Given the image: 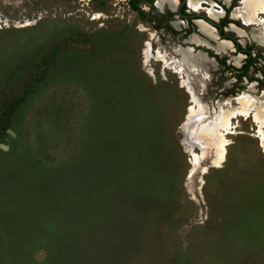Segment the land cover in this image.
Masks as SVG:
<instances>
[{"label": "rangeland", "instance_id": "rangeland-1", "mask_svg": "<svg viewBox=\"0 0 264 264\" xmlns=\"http://www.w3.org/2000/svg\"><path fill=\"white\" fill-rule=\"evenodd\" d=\"M129 1L0 0V264H264L260 26Z\"/></svg>", "mask_w": 264, "mask_h": 264}, {"label": "trees", "instance_id": "trees-1", "mask_svg": "<svg viewBox=\"0 0 264 264\" xmlns=\"http://www.w3.org/2000/svg\"><path fill=\"white\" fill-rule=\"evenodd\" d=\"M139 1H141V0H130L129 1V4H130L132 10H134V11L136 10V7L134 6V4L139 2ZM143 1H147V2L150 3L152 0H143ZM179 1L182 2V0H179ZM238 1H240V0H231L229 7H226L225 5H222L223 8H224V11H225V15L220 20L219 23L214 25L215 28L218 31V34H219L221 40L230 41L233 44L235 50L238 53L245 55V61H244L243 65L239 68V74L236 76V81H240L242 78H245L247 76V74H248L249 68L253 66L256 58L260 57L259 53H256L253 56L251 51H250V48L248 46L247 47H242V45L239 43V41L236 38L225 35L224 28L227 27L231 23V20L229 19L230 9L234 8L235 7V3L238 2ZM180 14L183 15L182 18L186 19L189 23L193 19H201V18H203V19L206 20L205 17H200L199 15H196V14L187 15L186 14V10H185V4H182V6L179 9V13H177V15H180ZM166 16L167 17H172L173 14L168 12ZM191 33H192V30H187V31H185L184 35L188 36ZM0 126H2V123H0ZM2 129H3V127L1 128V130Z\"/></svg>", "mask_w": 264, "mask_h": 264}, {"label": "bare ground", "instance_id": "bare-ground-1", "mask_svg": "<svg viewBox=\"0 0 264 264\" xmlns=\"http://www.w3.org/2000/svg\"><path fill=\"white\" fill-rule=\"evenodd\" d=\"M167 1L169 2V5H171L170 7H174L175 5H176V1L175 0H166V1H164V0H159L158 2H157V5H158V7H159V9L160 10H162L163 9V7L164 6H167V5H165L166 3H167ZM188 1V4L190 5V6H192L193 8H196L197 9V7H198V5L200 4L199 2H195V0H187ZM225 2H228L229 0H224ZM242 2H243V7H241L242 8V10L244 11V13H242V14H244L245 15V19H249V17L247 16V14L249 13V11H251V6H253L254 4L255 5H261V4H264V0H241ZM208 11V10H207ZM196 12V11H195ZM220 13H221V10H213V11H210V12H208V14H207V16H208V18H210L211 20H216L218 17H220ZM242 17V16H241ZM251 20H249V22H250ZM246 22H247V20H246ZM262 24H263V26H264V18H263V20H262ZM253 23V22H252ZM250 25V24H249ZM240 34V33H239ZM225 43H227V41H225ZM227 44H229V43H227ZM230 46V45H229ZM152 48V47H151ZM153 49V48H152ZM148 54V53H147ZM147 57V56H146ZM150 57H151V55H150ZM187 83V82H186ZM188 84V83H187ZM190 84V83H189ZM188 84V85H189ZM190 90V89H189ZM194 95V94H193ZM241 97H243V95L241 96ZM241 99V98H240ZM197 100V99H196ZM197 104H199V103H197ZM250 104H251V102H250ZM198 106V105H197ZM192 109V107L190 108V110ZM198 111H199V109H198ZM201 112V111H200ZM252 112V111H251ZM250 113V112H249ZM199 115V114H198ZM201 115V114H200ZM194 117H196V116H194ZM194 117H190L189 119H188V121H186L184 124H183V126H182V128H183V130H185V132H186V130H188V128H189V126H190V124L193 122V120H194ZM253 120L254 121H256V122H258V124H259V126H260V122L259 121H257L256 120V118L255 117H253ZM230 124V123H229ZM192 126H193V124H192ZM189 132V131H188ZM184 133V132H183ZM263 134V133H262ZM189 135V134H188ZM213 136H214V134H213ZM214 139V138H213ZM219 139H220V137H219ZM190 140V139H189ZM191 141H192V139H191ZM190 141V142H191ZM227 142V141H226ZM196 143V142H195ZM199 145V144H198ZM207 145V144H206ZM208 147V146H207ZM202 149V148H201ZM203 150V149H202ZM224 150H225V148H224V145L222 146V149H221V151H220V159H222L223 158V155H224ZM191 152H193V150L191 151ZM223 160V159H222ZM198 163V162H197ZM218 164V163H217ZM198 165V164H197ZM220 167V166H219ZM194 170V169H193ZM191 173V172H190Z\"/></svg>", "mask_w": 264, "mask_h": 264}, {"label": "crops", "instance_id": "crops-1", "mask_svg": "<svg viewBox=\"0 0 264 264\" xmlns=\"http://www.w3.org/2000/svg\"><path fill=\"white\" fill-rule=\"evenodd\" d=\"M241 7H243V2L242 1H240V6L235 8L233 13H235L236 14V18H238V20H241L243 22V24H245V25H248V26H257L258 25V27L260 26V28L257 31L254 32L255 34H253L254 35L253 36V41L256 44H258L259 46L264 48V34H263L264 33V31H263L264 27L262 25V23H263L262 20L264 18V16H262L263 12H264V4H261L259 6L254 4L253 6H251L252 7L251 11H249V13L247 14L249 19H245V15H244L245 13H244V11L242 10ZM242 13H244V14H242ZM222 14H223V11H221L220 17L222 16ZM258 14H260L261 16L258 17L257 16ZM246 20H247V22H246ZM249 20H251V21L249 22ZM225 41H227V40H225ZM228 42L229 41H227V43ZM65 102H66V100H65ZM30 123H31V121H30ZM26 129L28 130V128H26ZM9 135L14 138L15 137V131L14 130H10ZM4 146H6L7 149L11 147V146H8V145H4Z\"/></svg>", "mask_w": 264, "mask_h": 264}, {"label": "water", "instance_id": "water-1", "mask_svg": "<svg viewBox=\"0 0 264 264\" xmlns=\"http://www.w3.org/2000/svg\"><path fill=\"white\" fill-rule=\"evenodd\" d=\"M185 3H187V0H182V2L179 3L178 8H177V10H176L177 13H179V9H180V7L182 6V4H185ZM223 11H224V10H223ZM179 16L183 17V15H181V14H180ZM194 20H196V19H194ZM206 21H207V23H209V25H211V27H213V28L215 29V31L217 32V35L219 36L218 31H217V29H216L215 26H214V25H216L217 23H216L215 21L211 20L210 18H208L207 16H206ZM219 38H220V36H219ZM8 133H10L9 130H8ZM0 136H1V134H0ZM0 147H1L2 149H4V150L7 149V147L4 146V145H1Z\"/></svg>", "mask_w": 264, "mask_h": 264}]
</instances>
